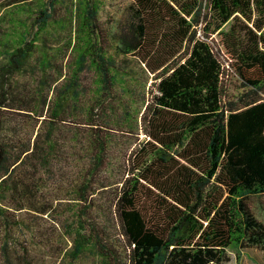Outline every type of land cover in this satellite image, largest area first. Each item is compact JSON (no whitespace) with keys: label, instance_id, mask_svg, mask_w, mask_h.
I'll list each match as a JSON object with an SVG mask.
<instances>
[{"label":"trees","instance_id":"1","mask_svg":"<svg viewBox=\"0 0 264 264\" xmlns=\"http://www.w3.org/2000/svg\"><path fill=\"white\" fill-rule=\"evenodd\" d=\"M54 3L0 4V23L5 15L27 12L36 27L7 45L0 61V227L6 232L12 221L5 200L17 210L42 215L52 210L38 201L39 172H46L57 154V124L71 104L76 112L79 108L75 78L59 84L62 67L35 43ZM79 10L73 23L81 42L75 60L79 72L88 57L109 94V68L117 58L132 56L157 82L141 116L147 140L133 151L113 203L127 258L120 257L107 227L90 212L95 186L109 185L98 172L112 142L106 122L90 123L95 127L87 135L89 162L73 190L83 205L66 255L76 260L91 251L99 264H227L229 249L237 247L258 249L264 257V224L247 203L248 196L264 193V0H131L127 19L106 26L90 3ZM214 33L246 88L228 106L222 103L224 65L209 40ZM51 65L56 75L48 71ZM25 74L37 81L35 89L16 81ZM50 92L56 97L49 98ZM89 100L112 112L107 99ZM6 108L41 110L40 116L46 109L50 118L41 119L31 141L24 127L1 113ZM25 163L29 173L17 176ZM15 225L29 228L23 220Z\"/></svg>","mask_w":264,"mask_h":264},{"label":"rangeland","instance_id":"2","mask_svg":"<svg viewBox=\"0 0 264 264\" xmlns=\"http://www.w3.org/2000/svg\"><path fill=\"white\" fill-rule=\"evenodd\" d=\"M4 1L0 0V4ZM54 2L53 16L35 43L37 49H45L49 56L54 55L52 59L57 66L62 67L63 77L59 84L75 78L79 88V108L76 112L71 104L68 108L69 113L57 124V130L53 135L58 141L55 148L57 154L53 155L46 172H39L42 180L38 201L48 203L52 207L50 213L42 215L34 210H17L11 207L13 202L10 199L2 202L9 205L8 216L12 224L9 232L0 227V264H99L98 257L91 251H85L76 260H72L66 253L72 249V236L69 233L77 227L74 221L78 209L83 205L73 190L80 181V173L89 162L87 135L93 129L91 127H95L90 123L103 125L104 122L107 124L106 132L111 134L112 142L104 165L98 172L100 181L109 185L95 186V192L90 196L93 199L90 212L98 223L107 227L114 249L120 257L123 260L127 258L119 221L115 213H112L115 211L113 203L120 187L118 181L126 177V169L132 164L133 151L146 139L141 116L145 101L152 99L156 92L157 80L154 73H149L144 65L132 56L124 60L117 58L115 64L109 68L112 87L108 94L102 90L100 71L90 63L88 57L85 58L80 72L75 64L81 42L74 31L73 23L80 12L79 9L90 3L97 8L98 19L106 26L113 19L117 21L127 19V5L131 0H54ZM33 21L34 15L27 12L5 15L0 23V61L7 45L13 44L23 32L30 33L36 30V27L31 26ZM227 27L228 24L224 29ZM209 40L224 65L221 75L222 103L228 106L230 103H236L246 88L243 87V81L238 73L229 64L231 60L220 46L219 35L214 33ZM56 69L51 65L48 71L51 75H56ZM75 72L79 73L74 75ZM16 81L24 82L32 90L35 89V85L37 86V81L35 82L34 77L28 74L16 76ZM53 97H56L55 92H50L49 98ZM89 99H107L114 105L112 112L105 109L104 104L97 107V104H92ZM1 111L3 115H9L15 123L24 127L31 141L39 131L41 119L49 115L46 109L43 110L44 116H40L41 110L28 113L16 108H6ZM45 129L44 125L41 131L44 132ZM28 171L30 166L25 163L17 168L16 175H27ZM247 203L252 213L264 224V193L248 196ZM21 220L30 229L15 225V222ZM3 242H7L6 251L2 249ZM261 253L254 248L245 252L237 247H231L228 252L230 261L227 264H264Z\"/></svg>","mask_w":264,"mask_h":264}]
</instances>
